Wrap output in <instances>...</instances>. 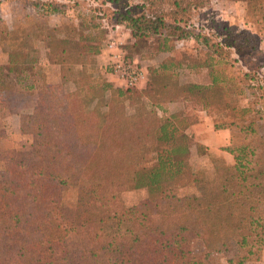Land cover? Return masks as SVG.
Segmentation results:
<instances>
[{"label":"trees","instance_id":"obj_1","mask_svg":"<svg viewBox=\"0 0 264 264\" xmlns=\"http://www.w3.org/2000/svg\"><path fill=\"white\" fill-rule=\"evenodd\" d=\"M203 1L174 0L175 14L191 11ZM242 1L256 9L257 22L264 28V0ZM123 2L102 3L116 5L113 28L123 26L130 32L131 53H140L142 44L152 37L162 40V51H167L169 38L204 37L208 42L209 38L200 34L192 37L193 28L182 26V19L169 24L158 12L135 15L129 0L124 9ZM143 2L153 6L152 0ZM96 10L103 20L104 9ZM96 26L104 33L108 29L104 23ZM167 30L173 34L165 35ZM49 43L51 57L62 65L63 74L69 56L67 42ZM236 51L242 54L237 46ZM100 53L97 39L76 51L74 57L90 55L94 61ZM6 55V61L0 60V98L5 96L6 79L12 74L20 89L35 93L36 104L19 110L20 133L29 137L26 159L16 162L14 150L0 153L5 165L0 181V264H214L211 255L216 251L229 253L226 264L262 259L264 136H257L251 125L247 128L257 145L232 148L234 166L218 164L216 175L205 179L185 170L190 146L185 130L193 122L173 115L159 118L153 109L160 106L152 102L156 100L153 85L142 92L152 99V109L134 121L124 102H140L128 88L109 82L89 86L95 98L117 92V100L103 112L99 103L93 105L95 98L91 101L82 96L84 84L77 82L78 90L68 92L63 83L33 80L34 72L18 62L21 55L17 51ZM162 68L166 69L165 65ZM69 73L75 75V67L69 68ZM63 80L70 78L64 76ZM191 88L199 90L201 86L169 93L174 97L169 103ZM148 147L158 149L155 164L141 168ZM185 183L194 184L198 194L178 196L177 189ZM66 185H79L88 195V206L76 224H70L63 210ZM142 187L149 189L150 197L138 206L124 207L120 193ZM72 230L87 231L92 242L78 261L69 256L66 245ZM195 241L203 246L201 254L192 251Z\"/></svg>","mask_w":264,"mask_h":264},{"label":"rangeland","instance_id":"obj_2","mask_svg":"<svg viewBox=\"0 0 264 264\" xmlns=\"http://www.w3.org/2000/svg\"><path fill=\"white\" fill-rule=\"evenodd\" d=\"M173 1L152 0L153 6L149 3L147 6L143 0H129V6L135 15L158 12L169 24L182 19V26L193 28L190 29L192 37L200 34L208 37V42L204 37L169 38L167 51H162V40L152 37L142 44L140 53H131L128 50L133 43L130 32L123 26L113 28V19L117 14L115 4L106 6L103 0H0V60L6 61V54L17 51L21 55L18 62H24L28 72H34L33 80L63 83L68 92L77 91V82H80L84 84L82 96L91 101L95 98L89 87L91 85L97 87L109 82L122 87L111 74V66L119 55L126 60L138 61L144 78L136 87L128 89L140 103L132 105L126 100V111L137 121L144 111L152 109L151 104L155 101L160 104L153 108L159 118L173 115L179 120L187 118L193 122L185 130L190 139L185 170L205 179L213 178L218 164L228 167L236 163L232 148L257 145L252 143L254 136L247 127L251 125L257 136H264V28L257 22L256 9L249 1L205 0L191 11H181L177 15ZM50 4L53 6L50 7ZM121 4L124 9L126 0ZM97 8L104 9L103 20L97 15ZM103 23L108 26L104 29L105 33L103 28L94 27L98 24L103 26ZM168 33L173 34L171 30L164 32L165 35ZM87 39L90 40L88 43L97 39L101 42V53L93 57L94 61L90 55L84 56V59L74 57L76 51L88 44ZM58 41L67 42L69 52L63 74L62 65L50 54L49 42ZM111 41L117 44V49L109 48ZM236 46L241 55L237 54ZM54 50L59 51L58 48ZM163 65L166 69L162 68ZM71 67H75V75H70ZM64 76H68L70 81L65 82ZM149 84L156 88V100L152 101L142 93ZM193 85L201 86V89L191 88L188 94L184 93L176 102L169 103L174 98L170 95L176 90ZM5 86L3 99L9 102L10 108L20 110L35 106V93L29 90L23 92L14 81V75L6 79ZM117 98V92L108 91L101 98H95L93 105L99 103L100 110L108 112L109 103ZM201 120L204 126L200 131H189ZM0 138H12L16 143L11 148L1 149L0 153L14 150L16 162L26 159L30 147L27 135L19 133L12 137L3 133ZM157 150L156 147L145 150L140 161L141 168L148 169L155 164ZM4 175L5 165L0 160V181ZM176 193L180 197L191 196L198 194V189L192 183H185ZM149 197L147 187L120 193V201L126 208L138 206ZM87 206L88 195L79 185L64 187L63 210L70 224L81 222L80 214ZM66 245L69 256L78 261L91 248V237L85 230H72L66 236ZM192 251L201 254L202 244L193 242ZM228 256L229 253L216 251L211 258L214 264H226ZM260 263H264V252L260 261L246 264Z\"/></svg>","mask_w":264,"mask_h":264},{"label":"crops","instance_id":"obj_3","mask_svg":"<svg viewBox=\"0 0 264 264\" xmlns=\"http://www.w3.org/2000/svg\"><path fill=\"white\" fill-rule=\"evenodd\" d=\"M23 92H26V89H23ZM5 99L0 98V137L1 134L4 133V136H11L17 135L20 133V119L21 114L19 110H14L9 107V102H5ZM176 104V103H175ZM174 106V104H172ZM172 107V106H171ZM204 126V122L201 120L198 125L193 126L189 131H200L201 128ZM199 134V133H198ZM201 138L197 136V138ZM202 140V139H200ZM16 143H14L13 139L9 138H0V150L7 149L8 147L11 148ZM264 264V263H260Z\"/></svg>","mask_w":264,"mask_h":264},{"label":"built area","instance_id":"obj_4","mask_svg":"<svg viewBox=\"0 0 264 264\" xmlns=\"http://www.w3.org/2000/svg\"><path fill=\"white\" fill-rule=\"evenodd\" d=\"M110 49H117V44L111 41L109 43ZM111 74L116 77L117 82L122 87L134 88L144 78V72L139 67L138 61L126 60L125 57L119 55L118 60L113 62L111 66Z\"/></svg>","mask_w":264,"mask_h":264}]
</instances>
